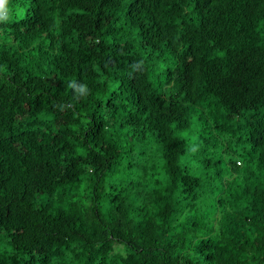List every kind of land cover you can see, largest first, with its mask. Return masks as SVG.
Returning <instances> with one entry per match:
<instances>
[{"label": "trees", "instance_id": "16d2710c", "mask_svg": "<svg viewBox=\"0 0 264 264\" xmlns=\"http://www.w3.org/2000/svg\"><path fill=\"white\" fill-rule=\"evenodd\" d=\"M0 264H264V0H0Z\"/></svg>", "mask_w": 264, "mask_h": 264}]
</instances>
